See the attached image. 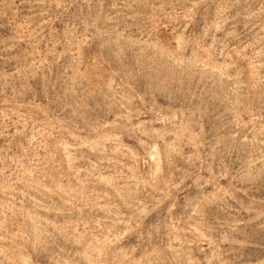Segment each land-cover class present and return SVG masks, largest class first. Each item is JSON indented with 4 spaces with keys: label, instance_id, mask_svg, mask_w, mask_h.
<instances>
[{
    "label": "rangeland",
    "instance_id": "obj_1",
    "mask_svg": "<svg viewBox=\"0 0 264 264\" xmlns=\"http://www.w3.org/2000/svg\"><path fill=\"white\" fill-rule=\"evenodd\" d=\"M0 264H264V0H0Z\"/></svg>",
    "mask_w": 264,
    "mask_h": 264
}]
</instances>
